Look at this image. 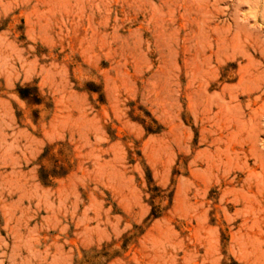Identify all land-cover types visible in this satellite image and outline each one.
<instances>
[{"label":"rangeland","instance_id":"rangeland-1","mask_svg":"<svg viewBox=\"0 0 264 264\" xmlns=\"http://www.w3.org/2000/svg\"><path fill=\"white\" fill-rule=\"evenodd\" d=\"M0 264H264V0H0Z\"/></svg>","mask_w":264,"mask_h":264}]
</instances>
